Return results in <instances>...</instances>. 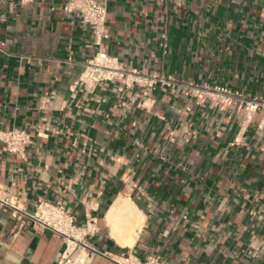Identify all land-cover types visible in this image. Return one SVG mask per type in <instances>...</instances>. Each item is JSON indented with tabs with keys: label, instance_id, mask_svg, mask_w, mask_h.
Returning <instances> with one entry per match:
<instances>
[{
	"label": "crops",
	"instance_id": "crops-1",
	"mask_svg": "<svg viewBox=\"0 0 264 264\" xmlns=\"http://www.w3.org/2000/svg\"><path fill=\"white\" fill-rule=\"evenodd\" d=\"M0 264H59L66 240L35 227L41 202L92 224L73 264H264V0H97L106 53L152 88L78 81L98 52L68 0H0ZM236 94L203 101L207 88ZM130 203L133 245L112 236ZM15 216L21 217L20 219Z\"/></svg>",
	"mask_w": 264,
	"mask_h": 264
},
{
	"label": "built area",
	"instance_id": "built-area-1",
	"mask_svg": "<svg viewBox=\"0 0 264 264\" xmlns=\"http://www.w3.org/2000/svg\"><path fill=\"white\" fill-rule=\"evenodd\" d=\"M67 13H77L81 22L88 26L94 35L95 45L98 47L96 55L86 62L84 71L78 81L86 90H93L99 84L111 81H123L128 87L140 86L152 88L155 78H147L135 71H126L122 68L117 58L109 56L104 49V40L107 38V8L97 0H68L64 6ZM1 12V1H0ZM236 94L223 86H215L204 89L198 98L210 100L217 105H228L237 100ZM244 111L248 119L256 113L264 114V100H248L244 102ZM264 124V119L262 121ZM0 141L3 142L11 154H24L30 143V136L25 131L12 130L0 133ZM20 219L21 217L15 216ZM37 229L49 228L62 236L66 242V249L59 264H73L74 256L80 249L88 250L90 246L85 238L93 231L94 221L87 223L86 227H78L74 217L63 206L51 205L41 202L35 214ZM124 264H166L156 257L148 258L141 263L133 257L124 260Z\"/></svg>",
	"mask_w": 264,
	"mask_h": 264
},
{
	"label": "bare ground",
	"instance_id": "bare-ground-1",
	"mask_svg": "<svg viewBox=\"0 0 264 264\" xmlns=\"http://www.w3.org/2000/svg\"><path fill=\"white\" fill-rule=\"evenodd\" d=\"M139 214L130 203L112 207L107 220L112 231V236L119 244L133 245L137 237V231L142 227V219Z\"/></svg>",
	"mask_w": 264,
	"mask_h": 264
}]
</instances>
